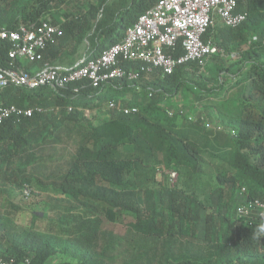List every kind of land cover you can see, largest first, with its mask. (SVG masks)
<instances>
[{"label":"trees","instance_id":"16d2710c","mask_svg":"<svg viewBox=\"0 0 264 264\" xmlns=\"http://www.w3.org/2000/svg\"><path fill=\"white\" fill-rule=\"evenodd\" d=\"M68 1L0 0L1 27L47 18L61 26L42 60L17 59L27 72L34 64L57 66L53 60L83 42L77 62L84 63L120 41L157 0L79 1L75 13L62 8ZM238 7L245 21L229 28L215 18L203 35L221 49L210 58L227 57L208 60V75L186 63L170 74L156 68L96 87L86 79L58 90L0 87V106L34 110L0 125V193L27 186L46 196L24 227L15 223L17 206L0 205L1 256L17 264H264V239L254 237L258 220L234 219L237 205L264 201V0ZM10 46L0 40V67L10 62ZM114 89L134 93L112 99ZM143 90L144 97L134 95ZM180 95L183 104L173 106ZM131 106L137 111H122ZM58 146L65 154L56 156ZM104 223L125 229L115 233Z\"/></svg>","mask_w":264,"mask_h":264},{"label":"built area","instance_id":"2783aa9c","mask_svg":"<svg viewBox=\"0 0 264 264\" xmlns=\"http://www.w3.org/2000/svg\"><path fill=\"white\" fill-rule=\"evenodd\" d=\"M246 0H157L150 8L138 15L130 24L120 41L108 45L97 55L85 59L79 65L64 70L60 66L43 63L34 73L27 72L17 59L29 61L42 60V51L61 34V26L49 18L38 24L19 25L16 29L0 26V40L10 41L6 67H0V87L9 84L31 89L41 85H49L54 89H63L71 82L86 79L92 86L111 79L135 80L142 72L161 69L170 74L176 66L186 63L196 64L200 70L204 68L211 55L221 49L210 39L204 40L207 28L218 17L229 28L240 25L246 19V12L239 9V4ZM182 51L176 54L178 51ZM84 58H82L83 60ZM127 63L138 65V68L126 66ZM113 101L109 107H114ZM37 111L41 108L35 107ZM32 108L16 105L0 106V125L11 114L31 116ZM124 113L136 112L134 106L124 107ZM172 116L174 108H166ZM180 113H183L180 110ZM190 119V116H188ZM219 127H217L218 129ZM234 134L233 131H231ZM175 179V172H169ZM244 192V187L240 188ZM264 201L253 198L236 206L235 220H258L264 217ZM0 264H17L13 259L0 255Z\"/></svg>","mask_w":264,"mask_h":264},{"label":"rangeland","instance_id":"374dc122","mask_svg":"<svg viewBox=\"0 0 264 264\" xmlns=\"http://www.w3.org/2000/svg\"><path fill=\"white\" fill-rule=\"evenodd\" d=\"M79 1L83 2L86 0H69L68 3L66 4V6H62V8L65 7V9L71 13H75L76 8L78 6ZM262 43L264 44V37L261 38ZM85 47H86V43L83 42L82 44H80L79 49L81 50V53H85ZM218 58H227L226 55H217ZM230 57L235 60V58L237 57V55L235 53H231ZM218 58H209L208 63L209 62H213V60H217ZM202 71L205 72L206 75H208V70L206 69V65L204 66V68L202 69ZM132 89H124V90H120V89H114L111 93L110 96L112 99H117L120 97H129V96H133ZM134 95H137V97L142 98L145 96V91H139L138 93H135ZM178 101H174L175 105L173 106H177V104H183L184 100L183 98H181V95L178 97ZM190 94H187V101L186 102H190L192 103V98ZM198 105V104H197ZM196 107L199 109V105ZM201 106V105H200ZM217 107L219 108L220 105H217ZM211 114V118H213V114L210 112ZM214 123V118L212 119V121L210 122V124ZM65 149L63 147H56V151L55 154L56 156H59L61 154H65ZM64 159H58V161L55 162H48V164H56L57 162H61ZM173 182H176V179L172 180ZM172 182V183H173ZM242 187V186H240ZM2 188V187H1ZM4 191L0 193V205H5L6 201H9L10 203H12L13 205L17 206V210H13V212L16 213V218H15V223L19 226H29V222L31 219V215L37 212H40L43 210L44 207V201H45V194L42 193H38L37 191H31L30 187L25 186L23 189H17V188H12L7 186H3ZM54 202V201H53ZM53 211L49 210L48 213L51 214ZM45 220H42L40 222V226L44 227L45 226ZM127 222H129L128 218H125L124 223L127 224ZM125 224L123 223H115V224H109V223H104L103 227L110 229L112 231H114L115 233H123L124 229H125ZM200 229V228H199ZM202 229V228H201ZM201 229L199 230V234H201Z\"/></svg>","mask_w":264,"mask_h":264},{"label":"crops","instance_id":"0c3cea01","mask_svg":"<svg viewBox=\"0 0 264 264\" xmlns=\"http://www.w3.org/2000/svg\"><path fill=\"white\" fill-rule=\"evenodd\" d=\"M215 18H218V17H215ZM84 55H85V53H81V50L78 47L77 52L74 53L73 55H70V54L63 55L62 57H59V58H56L55 60H53L52 63L57 65V66H60V67H62V66H71V65L75 64L77 61H79L82 57H84ZM18 61H20L23 64H28L29 63V60H27L26 58H19ZM38 67H39L38 64H34V65H32L30 67V71L34 72V71H36L38 69Z\"/></svg>","mask_w":264,"mask_h":264},{"label":"clouds","instance_id":"9594fccd","mask_svg":"<svg viewBox=\"0 0 264 264\" xmlns=\"http://www.w3.org/2000/svg\"><path fill=\"white\" fill-rule=\"evenodd\" d=\"M253 199V198H252ZM258 199V198H257ZM261 200V199H260ZM264 217V212L260 213ZM235 219V218H234ZM254 237L256 239H264V220H262L255 228Z\"/></svg>","mask_w":264,"mask_h":264}]
</instances>
